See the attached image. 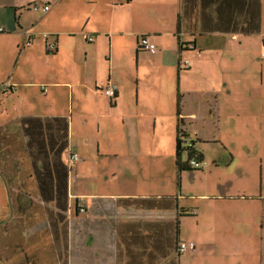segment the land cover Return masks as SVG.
Wrapping results in <instances>:
<instances>
[{
	"label": "crops",
	"instance_id": "1",
	"mask_svg": "<svg viewBox=\"0 0 264 264\" xmlns=\"http://www.w3.org/2000/svg\"><path fill=\"white\" fill-rule=\"evenodd\" d=\"M33 4H49L51 10L34 11ZM0 28V67L9 52L14 62L13 73L0 78V103L6 106L2 100L14 94L26 105L3 119L0 128L28 116L67 117L65 162L71 165V155L78 154L75 147L81 142L73 147L72 139L92 136L99 162L111 158L114 177L129 184L124 191L93 194H73L69 187L70 201L75 198L83 208L75 214L76 264H204L198 257L206 246L221 252L224 240L213 243L193 234L182 238L183 219L199 210L181 202L185 170L176 159L167 160L180 181L168 188L173 185L164 180L163 165L166 156H176L179 127L188 130L205 160L196 141H219L227 51L223 40L264 39V0H0ZM26 31L33 34L30 44ZM43 33L57 43L55 52L47 50ZM88 35L94 40L88 41ZM143 35L157 45L155 53L139 47ZM133 59L136 83L133 73L126 76L119 70V60L131 64ZM21 66L27 76H20ZM9 83L10 89L2 90ZM110 84L118 86L112 98L104 93ZM40 92L44 101H39ZM103 185L94 180V187ZM256 197L263 201L264 231V196ZM86 198L95 202L87 206ZM133 198L147 200L146 206L127 201ZM153 201L157 206H151ZM180 241H194L196 247L181 253Z\"/></svg>",
	"mask_w": 264,
	"mask_h": 264
},
{
	"label": "rangeland",
	"instance_id": "2",
	"mask_svg": "<svg viewBox=\"0 0 264 264\" xmlns=\"http://www.w3.org/2000/svg\"><path fill=\"white\" fill-rule=\"evenodd\" d=\"M5 43L7 46L12 45L9 40H5ZM222 46L227 49L224 51L222 133L219 141L215 143L205 145L196 141L197 147L206 155L207 167L186 169L183 172V180L180 181L184 184V199L182 198L181 202L198 207L199 214L185 216L181 236L185 239L193 234L195 237L209 239L213 243L219 239L224 240L221 252L206 246L198 257L200 263L264 264V231L260 226L263 201L256 197L261 192L264 196V39L263 37L252 39L250 36L231 37L226 42L223 40ZM11 53L5 56L4 65L0 67V78L9 71V74L13 73L11 70L14 62L9 59ZM118 62L119 70L126 76L133 73L136 83L135 60L133 59L131 64L125 60ZM22 67L20 76H27L28 72L24 66ZM39 98V101L45 99L41 92ZM2 102H5L6 106L0 103V124L3 119L15 114L16 108L23 110L26 106L21 100H17L14 94H10ZM32 105L37 108L35 102ZM74 126L83 131L81 124L75 123ZM5 127H8L10 134L17 135L20 132L19 124L12 123ZM185 132L187 139L184 140L192 143L188 130L185 129ZM19 138L20 136L17 137ZM79 141L81 144L76 145ZM71 146L75 147L80 157L79 160L70 163L72 167L70 191L73 194H93L99 190L111 193L128 189L129 184H121L120 176L114 177L113 170L116 167L110 162L111 158H107V163L99 162L96 138L81 135L71 140ZM13 150L15 154V151H18L14 145ZM5 152L6 150L2 154ZM188 153L185 147L182 151L183 161L188 160ZM168 154L170 153H166ZM1 155L0 264H62L59 255L65 251V244L61 240L65 223L58 221L55 216L54 222L50 223L47 209L56 208L54 203L41 202L37 198V192L33 191V180L28 181L29 158L20 155L22 165L20 177L10 181L5 174L12 170L10 164L8 165L11 157ZM121 159L124 161L123 156ZM168 159L173 162L177 160V155L174 153L171 157L166 156L163 165L166 175L164 180L172 182L173 186L168 187L172 188L175 183L178 186L180 181L177 170L175 172L177 168L170 165ZM215 161L220 165L213 163ZM150 167L151 165L146 166V170H150ZM121 174L125 172L122 171ZM172 175L175 179H172ZM94 180L102 181L104 185L100 188L94 187ZM13 183L16 186L23 185L25 188L31 184V193L25 188L20 192V208L9 203L12 191L10 185ZM177 190L179 189L176 187V193ZM223 194L224 198L218 197ZM253 194L256 196L253 197ZM85 200L87 206L95 202L93 198ZM71 203V211L66 215L73 234L71 257L73 264H76L75 214L79 207L75 198H71ZM17 210L21 213H16ZM197 221H200V225Z\"/></svg>",
	"mask_w": 264,
	"mask_h": 264
},
{
	"label": "trees",
	"instance_id": "3",
	"mask_svg": "<svg viewBox=\"0 0 264 264\" xmlns=\"http://www.w3.org/2000/svg\"><path fill=\"white\" fill-rule=\"evenodd\" d=\"M139 47L141 48L140 44ZM178 112H180V108H178ZM19 127L20 132L17 135L10 134L8 132V127L0 128V155L6 150L5 153L8 155L4 153L1 156L11 157L8 165L10 164L12 170L8 173L6 172L5 176L10 181H13L16 177L19 178L22 169L20 155L22 154L29 158L30 172L28 174V181L30 179L33 180V191L37 192V198H39L41 202L46 204L54 203L57 209H47L50 223L54 222L53 216H55L58 221H63L65 223L61 237V240L65 244V251L59 255L60 260L62 264H72V231L69 227L66 215L68 211H71L70 208L72 206L69 191L72 167L64 160V155L69 149L70 121L67 117L28 116L20 119ZM179 128L176 155L180 170L201 169L193 168L189 165V160L192 158H198L199 160L204 159L201 152L195 151L193 143L191 147L187 148L189 152L188 160H182L186 132L183 127ZM18 136H20L19 139H17ZM6 144L7 146H5ZM13 145L14 148L18 149V151H15L16 154L13 153ZM10 187L12 191H10L9 203H12L14 206L17 205L18 208H20V192H23V188L25 187L23 185L16 186L14 183L10 185ZM25 189L28 193H31V184L27 185ZM127 201L137 206H146L147 202L145 199L135 198L128 199ZM156 204L157 201H153V205L151 206H157ZM78 209L81 210L80 207ZM183 212L189 214L188 211ZM16 213L21 212L17 210ZM175 226L179 231L178 221L175 222ZM58 233L59 232H57V234Z\"/></svg>",
	"mask_w": 264,
	"mask_h": 264
},
{
	"label": "built area",
	"instance_id": "4",
	"mask_svg": "<svg viewBox=\"0 0 264 264\" xmlns=\"http://www.w3.org/2000/svg\"><path fill=\"white\" fill-rule=\"evenodd\" d=\"M31 9H33L34 11H40L44 14L48 13L51 10V5L49 4H45V5H40V4H33L31 6ZM3 30V28H0V31ZM26 38H27V43L30 44V42L33 39V34L30 31H26L25 32ZM43 37L45 39L46 42V48L49 52H55L57 50V43L55 41H52L50 39L51 35L50 33H43ZM87 40L88 41H93L94 40V36L93 35H88L87 36ZM139 44L141 46L142 49H145L147 51H150L152 53H155L157 51V45L152 42L150 40V38L146 35H143L142 37H140L139 40ZM11 87V84H4L2 86V90L4 91H8ZM46 89V88H45ZM117 89L118 86L117 85H107L104 88V93L109 96V97H114L117 93ZM184 139H187L184 137ZM184 147L189 148L192 146V143L187 142L186 140ZM79 155L77 153L72 154L70 157V163H73L77 160H79ZM189 165L190 167L193 168H201V169H205L208 165V162L203 159V160H199L198 158H192L189 160ZM81 210L83 211V208L81 207ZM196 247V243L194 241H180L178 244V251L181 253H184L186 251H189L191 249H194Z\"/></svg>",
	"mask_w": 264,
	"mask_h": 264
}]
</instances>
